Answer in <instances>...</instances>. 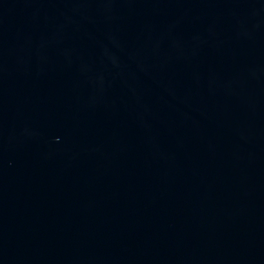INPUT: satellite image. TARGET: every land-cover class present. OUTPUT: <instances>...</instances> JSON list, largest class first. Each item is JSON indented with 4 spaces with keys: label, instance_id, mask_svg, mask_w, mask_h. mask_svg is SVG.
Wrapping results in <instances>:
<instances>
[{
    "label": "water",
    "instance_id": "obj_1",
    "mask_svg": "<svg viewBox=\"0 0 264 264\" xmlns=\"http://www.w3.org/2000/svg\"><path fill=\"white\" fill-rule=\"evenodd\" d=\"M0 264H264V0H0Z\"/></svg>",
    "mask_w": 264,
    "mask_h": 264
}]
</instances>
